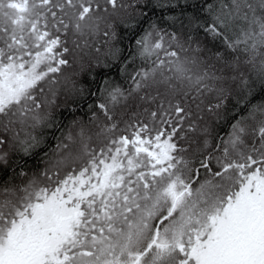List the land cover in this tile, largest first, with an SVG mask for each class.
<instances>
[{"label": "snow or ice", "instance_id": "6c2138e0", "mask_svg": "<svg viewBox=\"0 0 264 264\" xmlns=\"http://www.w3.org/2000/svg\"><path fill=\"white\" fill-rule=\"evenodd\" d=\"M0 264H264V0H0Z\"/></svg>", "mask_w": 264, "mask_h": 264}, {"label": "trees", "instance_id": "16d2710c", "mask_svg": "<svg viewBox=\"0 0 264 264\" xmlns=\"http://www.w3.org/2000/svg\"><path fill=\"white\" fill-rule=\"evenodd\" d=\"M166 26V25H165ZM121 35L124 34V29L121 27L118 29ZM123 47L126 49L130 48L128 40L125 38ZM105 71L112 72L113 78L119 79V77L115 76L114 69H101V68H84L80 70L79 74L74 76L73 78L77 81V86L81 87L88 91H95L96 89V80L93 79V76L96 79H99L100 75H103ZM131 71V68H129ZM123 83V81H121ZM127 87V84H125ZM94 100V97L91 95H85L82 99H78V102L73 103L70 99L67 105H64L63 99H61V107L55 110L57 115L58 122L63 126H67L72 120L80 119L85 122L88 121L89 116L91 115L88 104ZM212 126L216 129V131H220L221 135L227 130L224 128L225 121L221 120L217 124L213 119L210 121ZM66 130V128H65ZM61 135V130L57 128L46 129L43 133V144L42 147L36 149V154L28 157H23L22 163L26 161L25 170L28 172V175H31L34 170L43 169L45 167V152L51 153L53 149L56 147L57 137Z\"/></svg>", "mask_w": 264, "mask_h": 264}, {"label": "rangeland", "instance_id": "374dc122", "mask_svg": "<svg viewBox=\"0 0 264 264\" xmlns=\"http://www.w3.org/2000/svg\"><path fill=\"white\" fill-rule=\"evenodd\" d=\"M79 72H80V69H79V68H77V73L79 74ZM78 74H77V75H78Z\"/></svg>", "mask_w": 264, "mask_h": 264}]
</instances>
